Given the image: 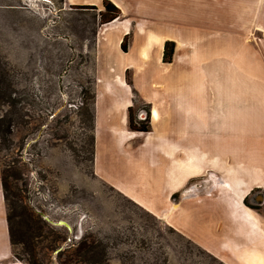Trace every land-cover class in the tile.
<instances>
[{"label": "rangeland", "instance_id": "1", "mask_svg": "<svg viewBox=\"0 0 264 264\" xmlns=\"http://www.w3.org/2000/svg\"><path fill=\"white\" fill-rule=\"evenodd\" d=\"M107 5L116 19L104 23ZM166 41L173 43L170 63L162 61ZM258 52L264 55V0H0V87L14 101L12 108L0 97V117L8 112L14 119L11 135L0 132L1 171L15 175L4 191L12 262L252 260L243 247L258 252L264 245V217L243 202L264 188V57ZM118 76L129 85L126 92L116 86ZM123 103L127 130L143 134L139 129H158L150 107L167 105L166 114L178 119L175 132L189 135L176 137L180 149L199 152L180 153L198 176L184 180L164 212L153 211L152 197L142 195L145 185L131 176L136 162L115 154ZM197 113L216 124L235 115L242 128L260 135L220 133L214 122L213 130L198 125L194 131ZM128 135L140 137L127 152L136 154L143 136ZM169 179L176 187V178ZM124 190L141 195L150 210ZM199 213L210 232L197 243L178 219ZM241 228L261 234L241 238Z\"/></svg>", "mask_w": 264, "mask_h": 264}, {"label": "crops", "instance_id": "2", "mask_svg": "<svg viewBox=\"0 0 264 264\" xmlns=\"http://www.w3.org/2000/svg\"><path fill=\"white\" fill-rule=\"evenodd\" d=\"M140 33L142 35L144 31H140ZM148 43L149 42H147V44H145V46L142 47V49L140 50L141 58L145 56V50H146L145 47H147ZM258 53L262 55L261 52H258ZM262 57H264V55H262ZM115 83H117L116 86L123 89V92H126L124 90L129 88V85L126 82H124L119 76L116 78ZM158 85L159 84H153V87H158ZM253 95L255 94L253 93ZM157 106L158 105L153 104L150 107L149 116H150V121L153 124H157L156 127H158V129L151 130L150 132L143 134V133H134V132H130L127 130V114L125 110L129 107V105L124 104V103L122 104L120 108L122 111H121V115L119 118V128H118L119 129V135H118L119 140L116 141V142H119L118 149L119 148L120 149L118 150L119 152L115 153L117 157L126 158L128 161H130V163L132 160L136 162L135 165L131 164L132 167H131V170L129 171L133 172L131 173V176H133L135 179H137L138 181H140L142 184L145 185L144 194L142 195L147 194V195H150V197H152L151 201L154 204L153 211L155 213L164 212L163 209H164L165 203L168 201H171L173 194L178 191V189L180 188V185L184 183L185 179L196 178L198 176L197 173H194L196 172V167L191 166L189 163H187L189 160H187L186 158L180 159V156H179L180 153L183 155H185L186 153L191 154V155H195V154L199 155V152H195L194 150L189 149V148H188L189 150H184V151L180 149L181 145H179L180 144L178 140L179 137L176 138L177 136H179L180 132L179 131L175 132V129H174V123L175 121H178V119L174 117L171 111L169 112V115L166 114V112L168 113L169 111L167 105L160 104V108H158ZM119 107H120V103H119ZM165 108L168 111L165 110ZM154 110L157 112V115H158V118L156 121H154L151 118L152 112H154ZM97 116L98 117H96L97 118L96 121L98 125L99 124L98 121H101L100 118H102L103 115L99 113ZM225 117L226 119L223 118L220 124L219 122L216 124L215 121L211 119L210 115L206 116V113L204 114L197 113L194 115V118H195V120H193L194 126L190 125V129H193L195 131L197 130L198 125H199V129L203 128L204 130L205 127H208V129L209 128L212 129V126L210 123L214 122L215 125L218 127L217 131L220 133L224 132L226 128H230V129H233L239 132L240 133L238 134L239 136L260 135L259 133H254L248 129L245 130L244 128H242V124L237 120V117L235 115L230 116V118H227V116ZM203 121L207 122L208 124H205L204 126H202L201 122ZM224 122L225 123L228 122V125L227 124L224 125L223 124ZM160 124H161V127H160ZM99 131H101V128L99 129V125H98L96 134H98ZM128 133L133 134V136H136L138 134H142L143 136L140 141L141 146L139 148V152L136 154H132V153L127 154V152L134 148V147L131 148L133 146V145L131 146V143H133V141L138 140L140 137L131 138L128 135ZM180 134L184 136L182 133ZM188 136H184V137H188ZM210 149H211V146L208 147V151H210ZM200 158L202 160V156H200ZM187 167L190 168L191 170L188 171ZM169 178H172V179L176 178L177 181L176 183H174L176 184V187L169 185L170 184ZM112 183L115 186L119 185L118 182H112ZM124 191L127 196L133 198L135 201H138L139 203L141 202V205L144 208H146L147 210H150L148 208V207H151L149 206L150 202H147V204H145L143 201H141L142 200V198L140 197L141 195H138V194H135L134 192L132 193L126 190ZM203 211L204 210H202V212ZM203 217H205L203 213L201 214L199 213L197 215L195 214L194 216H190V217L185 215L184 217H179L178 219L179 226L184 229L183 231H186L188 229L187 231L190 234H188L187 236L190 235L189 238L197 243L198 242L200 243V241H204L207 238L206 236L207 232H210V229H209L210 225L209 224L207 226L205 225L207 224L206 223L207 221L203 222V219H202ZM191 221H193V225L190 227L189 225L191 224ZM254 223L257 225V227H259L255 221ZM201 224H203L204 226L203 230L199 229V225ZM239 234L241 238L247 239L248 237L253 238L255 235L261 234V231H259L258 228H255V229H242L241 228V230H239ZM261 246L263 247L264 245L261 244L260 246L255 247V248H258V252L252 250L251 248H246L244 246L243 248L247 250L246 255H248L249 258H252V260H249V261L245 260L243 261V263L244 264H264V252L262 253L259 252V249L261 248ZM11 257H12V243L10 240L9 226L7 222V209H6L5 199H4V192H3L2 180H1V168H0V264H18L19 263V262L17 263L12 262Z\"/></svg>", "mask_w": 264, "mask_h": 264}, {"label": "trees", "instance_id": "3", "mask_svg": "<svg viewBox=\"0 0 264 264\" xmlns=\"http://www.w3.org/2000/svg\"><path fill=\"white\" fill-rule=\"evenodd\" d=\"M110 6V7H108ZM106 15L104 16V23H108V22H111L113 20L116 19V16L113 15L114 11H115V7L111 6V5H107L106 7ZM173 43L170 42V41H166L165 44H164V51H163V57H162V61L165 62V63H170L171 62V58H172V54H173ZM1 89V93H0V97H3L4 98V101L9 105L12 106V108H14V101L11 99V93H9V89H7V87L5 88H2L0 87ZM13 128H14V119H13V114H9L8 115V112L6 114H3L1 117H0V132L3 136H9L12 134V131H13ZM128 128L129 130H132V123L131 121L129 120L128 121ZM139 131L141 132H149L148 129L146 128H143V129H139ZM8 169V168H7ZM9 171L7 170H3L1 171V180H2V186H3V192L5 190H7V187H8V183H7V178H9V176L15 178V175H9ZM7 222H8V226H9V234H10V240H11V243H12V234H11V231H10V224H11V219L9 216H7ZM30 264H37L36 261L33 259Z\"/></svg>", "mask_w": 264, "mask_h": 264}, {"label": "flooded vegetation", "instance_id": "4", "mask_svg": "<svg viewBox=\"0 0 264 264\" xmlns=\"http://www.w3.org/2000/svg\"><path fill=\"white\" fill-rule=\"evenodd\" d=\"M141 115L142 117H144V119H146L144 114L141 113ZM243 202L247 207L251 208L258 217L260 218L264 217L263 216L264 210H262V208L264 207L263 206L264 205V188L263 187H257L256 189H253L250 193L246 195ZM261 213L263 215H261Z\"/></svg>", "mask_w": 264, "mask_h": 264}, {"label": "bare ground", "instance_id": "5", "mask_svg": "<svg viewBox=\"0 0 264 264\" xmlns=\"http://www.w3.org/2000/svg\"><path fill=\"white\" fill-rule=\"evenodd\" d=\"M144 53V52H143ZM154 121L157 120L158 118V115H157V112L154 110V112H152V117H151ZM19 264V263H18Z\"/></svg>", "mask_w": 264, "mask_h": 264}]
</instances>
